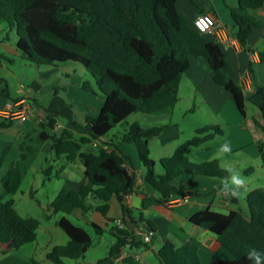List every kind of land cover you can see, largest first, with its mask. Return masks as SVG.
<instances>
[{
	"label": "trees",
	"instance_id": "trees-1",
	"mask_svg": "<svg viewBox=\"0 0 264 264\" xmlns=\"http://www.w3.org/2000/svg\"><path fill=\"white\" fill-rule=\"evenodd\" d=\"M178 1L0 0V23L5 22L15 30L16 46L25 59L36 66L78 62L94 78L103 95L98 114L91 118L85 116V122L90 126L86 135H77L69 128H61L56 135L53 129L57 113L47 111L39 123L36 140L51 139L55 154L63 155L66 162H73L79 145L108 136L118 123L134 112L170 114L179 99V80L189 67L190 56L206 60L212 71V80L230 94L241 114H245V100L257 108L258 117L253 119V124L264 133V86L257 85L250 95H246L235 82V71L219 43L207 33L200 32L193 20L190 22L178 10ZM188 1L195 4L194 0ZM263 4L264 0H236L235 6L227 7L236 26L235 37L243 49H250L246 47L249 33L252 26L259 24L249 10H256ZM256 52L258 62L264 64V48ZM251 64L252 61L248 65L250 72ZM81 86L85 89L89 84L83 81ZM0 93L8 97L2 78ZM162 128L144 127L133 121L127 123L119 135L96 144V156L92 160H81L82 175L89 180V185L82 184L78 191L61 188L51 202L54 210L68 213L77 207L83 213L94 209L105 215L109 201L115 195L122 213L132 219L124 204V196L132 188L135 175L126 168L129 156L119 148L123 142L135 145L145 167L144 181L156 192V195L142 199L143 208L187 194L172 184L178 175L191 173L221 180L229 176L228 168L221 166L217 159L193 163L184 153L187 146H197L216 134H222L217 124L197 128L196 135L180 143L171 155L159 159L163 173H156L149 140L158 136ZM256 144L264 165V141ZM19 147L25 148L23 144ZM48 170L50 168L43 169L45 178L50 176ZM20 182L21 174L16 165L10 166L1 177L0 243L10 249L32 242L39 226L37 218L22 216L15 209L11 195L17 192ZM245 203L247 211L231 209L221 212L206 207L189 217L193 224L214 233L232 254L229 259H211L207 264H255L248 258V253L253 250L260 254L261 263L264 262V187L249 190ZM142 220L151 231V240L155 225L148 219ZM57 225L69 240L66 245L53 247L46 253V258L55 264H65L64 258H83L91 241L88 232L65 217L59 218ZM92 226L96 231L100 230L96 224L92 223ZM112 234L114 241L109 247L110 255L127 244L147 245L133 243L128 239L132 233L117 225ZM157 256L164 264H203L198 257V243L192 240L179 246L166 240L157 250ZM127 262L131 264L129 260ZM31 264L44 263L32 257Z\"/></svg>",
	"mask_w": 264,
	"mask_h": 264
},
{
	"label": "crops",
	"instance_id": "crops-1",
	"mask_svg": "<svg viewBox=\"0 0 264 264\" xmlns=\"http://www.w3.org/2000/svg\"><path fill=\"white\" fill-rule=\"evenodd\" d=\"M176 5L178 10L185 14L190 22L196 14L201 12L200 10H203V12L209 11L213 13L217 20L221 22L213 6H201L195 3L189 8H184L182 5L179 6V1ZM235 5L236 4H233V6ZM249 12L258 20L259 24L257 26H252L246 42V47L256 51L264 48V4L256 10H249ZM0 25L2 30H7L5 35L0 37V55L2 56V58H0V78L4 79L8 90V97L0 93V109L8 102L14 103L20 99H24L29 105L27 119L23 122H20L15 116L4 117L0 114V195L2 194V175L10 166L16 165L21 174V182L19 189L11 195V197L14 199V206L19 214L22 216L34 217L39 220V226L36 230V238L38 230L42 227V218H40V215H42L44 219H47L60 212L58 217H54L52 219L51 224L46 225V227L43 226L48 232V245L46 247L49 248H47L48 250H46L45 256L46 253L53 247L66 245L68 243L69 238L67 234L57 225V221L61 217H65L70 220L68 217L70 214L84 223L83 225H77L83 227L88 232L91 240L90 246L86 250L84 257L72 260L70 264H77L80 262L85 264H128V260L131 264H164V262L157 256V250L166 240L172 241L176 246L190 240L196 241L198 243V257L203 264H207V262L211 259L231 258L232 254L221 245L218 237L214 233L193 224L189 220V217L193 213L206 207L211 208L213 206L214 208L211 209L214 210L226 208L227 211L235 209L227 203L228 200L231 202L233 198L230 193L224 192L223 184L221 182L222 180L191 173L178 175L172 180V184L176 186L178 190L185 191L187 194L172 198L162 204H153L143 208L142 199L149 195H156V192L144 181L145 167L142 170L143 164L141 165L142 162L139 159L136 147L133 144L135 148L133 149L130 142L121 143L119 148L122 153L129 156V162H127L126 168L130 173H134L135 175V181L132 188L124 196V204L130 210V217H132V219L122 213L121 206L115 195L111 197L109 207L105 215H102L94 209H90L83 213L82 210L77 207L73 208L68 213L54 210L51 202L61 188L64 187L70 190L78 191L82 184L89 185V180L84 178L83 175L77 178L73 176L72 171L74 170L72 164L76 161H79L82 164V159L92 160L97 154V149L96 146L93 145V142L81 144L79 145L76 160L73 162H66L63 155H56L52 150L51 139H46L42 142H38L36 140L40 131L39 123L44 118V115L39 113V107L41 106L39 100L44 97L43 93H60V91H57L58 86H63L64 81H67L70 77L63 78V72H60L59 74L58 69L59 66L64 67L65 65L63 64L67 62L36 66L32 62L25 59L20 50L17 48V34L15 30L13 28H9L5 22H1ZM227 29L230 36H235L236 26H234L232 18L231 28ZM7 32H10V35L12 34L13 36L11 35L10 37ZM207 34L209 38L212 36L210 33ZM219 45L221 46L228 62L235 71V82L242 87L243 92L246 95H250L257 85L264 86V64L258 62V60L252 61L245 54L240 44L239 46H235L231 44L219 43ZM251 61L252 72L248 70V65ZM189 62V67L182 74L179 84L182 77L186 76L188 80L191 81L192 86H194L193 91L205 92L207 95H212L213 98L217 97L215 98L217 100L223 99L225 101L227 99L228 92L220 85L214 83L212 80V71L206 60L202 57L190 56ZM64 75L66 76V73ZM83 81H87L85 74L81 83ZM226 103L230 106L228 100H226ZM15 108L17 107L13 106V109ZM160 115L161 117H157L155 120L143 118L142 123L138 122L144 127L163 126L160 134L149 140L150 157L154 160V171L158 174L163 173V168L159 164V159L161 157L171 155L174 149L178 146L175 145L170 154H165L168 142L177 138L178 126L173 119V111L170 114ZM221 116L228 129L232 124L237 126L235 124L237 121V115L233 114V112H226L223 115L221 114ZM87 125L88 128L86 129L83 124L76 123L75 126L69 129L77 135H86L90 131V126L89 124ZM196 129L194 135H196ZM53 130L56 135L61 130L57 120ZM230 132L231 131H229V133ZM226 136L227 132H224L222 129V134H216L210 140H207L197 146H187L184 150L186 158L190 162L194 163V161L191 160L186 153V149L188 147L201 148L203 145H206L205 148L210 150L216 142V137H220V141L218 143H221L226 140ZM234 136L235 140L229 143L232 151H235V149L240 147L242 143V130L237 129L236 127L234 129ZM263 137L264 135H262L260 139ZM108 138L109 137L107 136L100 137L97 140V144ZM20 144H23L25 148H20ZM223 144L218 146L219 151ZM30 147L32 150H29ZM3 152H5V154L1 158ZM257 154L259 156L258 149ZM135 155L140 163L135 159L133 162L131 161V158ZM198 158H200V160L197 161V163L212 159L218 160L216 156L211 154L207 156H199ZM220 165L223 166L221 163ZM46 167L50 168V170H48V173L50 174L48 178H45L43 174V169ZM25 173H29L30 177L27 184L22 186L24 183ZM37 173L41 175V186H44L46 182H50L52 179H60L63 183L52 197H47L46 202L42 201L41 198L37 196L38 187L33 184L36 180ZM53 173L56 174L53 175ZM217 189L220 191L218 192L219 198L217 203H214L212 192ZM6 197H9V195ZM21 198L26 199L25 202L19 204L17 201ZM89 200L91 201V199ZM36 206L41 209L40 212H36ZM142 218L150 220L155 225L154 237H152L150 242L147 243L142 240V237L149 227L146 221L142 220ZM117 220L122 221V228L132 233V236L128 239L133 241V243L144 242L147 245L140 244L136 246L127 244L125 247L121 248L119 252L110 255L109 247L114 241L112 230ZM70 221L73 222L72 220ZM92 223L96 224L100 230L96 231L93 228ZM86 225H89L93 229L95 234L94 237L86 229ZM106 236L109 237L107 238ZM36 238L32 242L25 243L15 249L7 248L5 243H0V264H31V258H35V248L33 244ZM102 240H105L103 246L101 245ZM101 247L102 250L94 251L91 254L88 253L90 248L100 249ZM261 264H264V262Z\"/></svg>",
	"mask_w": 264,
	"mask_h": 264
},
{
	"label": "rangeland",
	"instance_id": "rangeland-1",
	"mask_svg": "<svg viewBox=\"0 0 264 264\" xmlns=\"http://www.w3.org/2000/svg\"><path fill=\"white\" fill-rule=\"evenodd\" d=\"M194 2L201 6H213L221 22L226 25L227 28H231V17L227 7L236 4L235 0H194ZM181 5L184 8H189L192 6V3L188 0H180L179 6ZM6 31L7 30H2L0 28V37L4 36ZM7 33L10 35V32ZM63 65L65 66H59V74L60 72H63V78H70L67 81H64L63 86H58L57 91H60V93H43L44 97L39 100V103L41 105L39 107V113L41 115H44L47 111H53L57 113L56 120L59 123L60 128H71L75 126L76 123H81L87 129L88 123L85 122V113L89 118L95 117L101 108L103 95L98 90L93 77L85 70V68L80 63L68 61ZM65 73L66 76L64 75ZM84 74L86 76L87 83L89 84V87H86L85 89L81 86V80L83 79ZM193 87L194 86H192L191 81L188 80L186 76H183L178 89L179 99L172 110L173 119L178 126V135L176 136L177 138L168 142V144L166 145L165 154H170L173 151L175 145H179L186 139L191 138L195 134V129L197 127L209 123L219 124L224 132H227L226 140L218 143L220 141V137H216V142L212 149H206V145H203L201 148L188 147L186 149V153L189 158L194 161V163H197V161L200 160V158H198L199 156H207L211 154L216 156L224 167L233 168L240 171L242 176L245 178V184L241 189L237 190V194L235 196L231 195L233 200L231 202L228 200L227 203L229 204V206L235 209L247 211L246 203L244 200L245 193L256 187H264V165L262 164L261 159L257 154L256 148L257 140L263 141L264 137L262 139L260 138L264 134L253 124V119L258 117V110L251 102L245 100V114L243 115L237 110L231 96L227 92L226 93L228 96L226 100L229 101L230 106L227 105L226 100H217L215 99L217 97L213 98L212 95H207L205 92L193 91ZM230 111L233 112V114L237 115V121L235 122L237 126L232 124L228 129L225 122L223 121L221 114L223 115L226 112L229 113ZM157 117H161V115L134 112L126 118L125 122L118 123L108 133L107 137L119 135L121 132H123V130L127 126V123L133 121L142 123L143 118L155 120ZM236 127L237 129L242 130V143L240 147L236 148L235 151H231V153H223L219 151L218 146L223 143L229 144L233 140H235L234 129ZM229 131L231 132L229 133ZM130 145L133 147V149H135L132 142H130ZM134 159L138 160L136 155L131 158V161L133 162ZM72 167L74 170L72 171L73 176L76 178L80 177L82 175L83 169L82 164L79 161H76L72 164ZM143 168L144 166L142 165V170ZM29 177L30 174L25 173L24 183L22 186H25L27 184ZM40 179L41 175L37 173L36 180L33 184L38 187L37 196L40 197L42 201L46 202L47 197H52L53 194L59 189L60 185L63 183L60 179H52L50 182H46L44 186H41ZM218 192H220L219 189L212 192L214 203H217V200L219 198ZM26 198H21L17 202H19V204L23 203L25 202ZM211 208L214 207L212 206ZM218 210L224 212L227 211L226 208H221ZM40 211L41 209L36 206V212ZM59 214L60 212L56 215H52L51 218L47 219H44L43 216L40 215V218H42V227L40 228V230H38L37 238L33 245L35 248L34 257L44 264L55 263L49 261L45 256V252L49 247H46L48 245V232L43 226L46 227V225L51 224L52 219L54 217H58ZM68 217L75 224H84L80 219H77L70 214L68 215ZM85 227L94 237L95 234L93 232V229L89 225H86ZM106 237L108 238L109 236ZM104 243L105 240H102L101 245L103 246ZM97 250H102V247L100 249L90 248L88 253L91 254L92 252ZM63 260L65 264H70L72 261L69 258H64Z\"/></svg>",
	"mask_w": 264,
	"mask_h": 264
},
{
	"label": "built area",
	"instance_id": "built-area-1",
	"mask_svg": "<svg viewBox=\"0 0 264 264\" xmlns=\"http://www.w3.org/2000/svg\"><path fill=\"white\" fill-rule=\"evenodd\" d=\"M194 26L203 33H210L213 39L220 44H231L238 45L239 41L235 36H230L228 34L227 27L217 20L216 16L209 12L198 13L193 18ZM242 47V46H241ZM245 54L252 60H258V53L256 51H252L251 49H243ZM13 106L17 107L13 109ZM19 106V107H18ZM29 112V105L24 99H20L14 103L8 102L5 106L0 109V114L4 117L15 116L18 118L20 122H23L27 119V115ZM97 144V140L93 141V145ZM115 225L118 227H122V221L117 220ZM151 231L148 229L146 233L143 235L142 240L144 242H150ZM77 264H85L83 262Z\"/></svg>",
	"mask_w": 264,
	"mask_h": 264
},
{
	"label": "clouds",
	"instance_id": "clouds-1",
	"mask_svg": "<svg viewBox=\"0 0 264 264\" xmlns=\"http://www.w3.org/2000/svg\"><path fill=\"white\" fill-rule=\"evenodd\" d=\"M220 151L223 153H231L232 148L228 143H225L221 146ZM226 171H228L229 176L223 178L221 181L223 184V190L225 193H230L235 196L237 194V190L244 186L245 178L242 176L241 172L236 169L228 168ZM248 258L253 259L255 264H261L260 254L255 250L248 253Z\"/></svg>",
	"mask_w": 264,
	"mask_h": 264
}]
</instances>
